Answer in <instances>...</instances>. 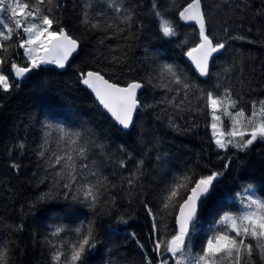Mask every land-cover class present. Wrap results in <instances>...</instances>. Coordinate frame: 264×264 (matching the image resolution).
Wrapping results in <instances>:
<instances>
[{"label":"trees","instance_id":"16d2710c","mask_svg":"<svg viewBox=\"0 0 264 264\" xmlns=\"http://www.w3.org/2000/svg\"><path fill=\"white\" fill-rule=\"evenodd\" d=\"M152 0H126L128 6L136 12L137 18L144 21L145 28L136 39L125 41L120 36H111V31L91 30L82 23V12L91 4V14L103 11L100 17L108 20L112 15L106 6V0H64L65 7L59 14L63 27L80 42L76 55L64 69L57 70L54 65L34 69L23 79L17 81L19 87H13L5 93L0 89V218L3 222L22 224L23 230L0 231V241H6L10 247V264H49V249L44 238L49 235L54 224H64L73 228L81 221H93L99 235L97 248L87 253L84 264H127L128 261L141 259V251L131 234L151 247L148 238L150 218L147 217L142 200L158 206V192L174 178L188 171L196 176L207 175L211 171H220L230 157V166L219 182L200 206L197 227L193 234L194 251H199L206 239L212 235L215 222L228 211H235L233 198L241 193L246 185H253L256 194L264 197V141H257L245 152L230 148L227 153L215 149L211 143V116L207 110L194 115L180 113L179 116L166 105L158 103L165 95L151 85L144 87L139 99L143 105L135 116L134 126L122 131L104 113L93 96L81 85L80 73L89 70L100 71L105 78L121 85L130 80L144 81L151 70V57L158 56L162 61L184 68L190 78L202 81L195 73L184 55L186 48L178 46L186 37L194 39L192 26L178 21V37L160 38L156 24L148 15ZM161 6L168 0H158ZM241 0H231L233 5ZM186 0H177L182 7ZM212 9L214 18L235 21L230 24L233 35H243L245 40H230L228 54H221L211 65L218 72L235 58L241 63L231 73L222 74L225 86H231L234 98L242 97L239 107L249 112L251 101L264 99V0H247L248 8L242 14L233 15L225 10L217 12L212 8L215 0H204ZM178 9L173 10L176 11ZM261 13V14H258ZM110 22V21H109ZM213 28L220 32V26L213 21ZM251 29V31H249ZM222 37V33L220 34ZM15 37L13 40L15 41ZM103 40L104 43L100 44ZM115 49V53L112 51ZM123 63H112L113 55L123 56ZM16 53H19L18 55ZM10 55L18 64L23 65L22 50L13 47ZM242 69V71H241ZM4 74L13 80L10 63L3 65ZM230 77V79H229ZM216 83L213 77L208 88ZM172 115L180 124V131L169 127L168 117ZM181 117H184L183 119ZM46 123L60 124L69 128L87 127L95 131L105 145L117 153L124 145L131 153L127 168L105 163L103 171L118 187L114 190L117 204L106 214L94 215L91 211L62 197L38 202V196L49 192L50 181L41 183L46 173L37 157L39 145L43 142ZM228 127V121H225ZM50 141L55 146L57 133L51 130ZM23 142L24 149L18 148ZM162 155L166 163L156 160ZM218 157H224L220 159ZM144 160L142 177L143 195L135 192L128 196L126 179L135 171L136 161ZM18 164L14 169L12 164ZM124 180L125 183L121 184ZM123 188V190H120ZM123 217L127 223L120 222ZM171 217H164L161 231H171ZM255 264H264L258 256Z\"/></svg>","mask_w":264,"mask_h":264},{"label":"snow or ice","instance_id":"6c2138e0","mask_svg":"<svg viewBox=\"0 0 264 264\" xmlns=\"http://www.w3.org/2000/svg\"><path fill=\"white\" fill-rule=\"evenodd\" d=\"M106 6L112 13L108 20L100 18L105 15L103 11L98 16L90 15L89 9L93 5L89 4L82 12V23L91 30L111 31L107 38L120 36L130 48L128 41L138 38L137 34L145 28L144 21L137 18L126 0H106ZM64 7V0H0V69L10 63L14 74L10 81L9 76L0 71V89L3 92L18 88L17 81L41 66L55 65L64 69L78 51L80 42L61 26L59 14ZM212 8L217 12L225 10L226 16L228 12L239 15L247 10L248 4L247 0L235 5L231 0H215ZM175 9L178 10L173 13ZM148 15L155 22L160 38L170 40L178 37L175 17L179 22L192 26L194 39L191 46H188L190 41L187 37L178 46L186 48L184 55L194 66L198 78L204 79L197 82L184 68L164 62L158 56L151 57L152 67L143 82L133 79L121 85L106 79L100 71L81 72V84L91 90L112 120L122 129L134 126L136 114L142 108L152 107L143 105L138 97V92L147 84L165 93L158 101L166 105L165 112L171 108L177 116L180 113L191 116L207 110L211 116V143L218 152L227 153L232 148L246 153L254 143L264 141V99L251 101L250 110L246 113L239 107L242 97L234 98L231 86H225L222 80V74L231 73L241 61L232 53L233 59L228 65L222 66L218 72L212 71L211 65L220 55L228 54L230 40L247 39L243 35L232 34L230 24L235 22L232 16L227 20L214 18L212 9L205 5L204 0H186L182 7L178 6L177 0H168L164 6L158 0H152ZM214 20L220 26V32L213 28ZM103 43L101 40L100 44ZM13 47L23 50V65L10 55ZM112 51L115 53L116 50ZM126 60L127 52L123 56L112 57L114 64ZM213 77L216 78L215 84L208 88L202 86ZM224 118L229 121L227 128ZM168 123L173 130H182L174 116L169 115ZM44 128L49 131L43 133V142L36 154L46 173L40 182L50 181L51 188L38 196V202L62 197L96 216L111 211L117 204L114 190L118 186L104 173L103 167L105 163H111L126 169L128 160L132 159L131 153L124 145L113 153L94 130L84 126L69 128L46 123ZM53 129L57 133L54 147L50 141ZM17 146L20 149L25 147L23 142ZM156 160L166 163L162 155H157ZM230 161L228 157L222 165L223 170L211 171L207 175L197 177L194 171H188L174 178L159 190L158 206L142 200L145 213L150 218L148 238L151 247L146 249L145 244L132 233L141 251V259L127 264H255L256 256L264 261V197L257 195L251 184L233 198L236 210L225 212L215 222L212 235L200 250H193V234L200 206L224 175ZM12 167L18 170L20 166L13 163ZM143 169L144 160H137L135 171L126 179L128 196L134 192L137 196L143 195ZM123 183L124 180L121 181ZM164 217H171L173 221L170 232L161 231ZM119 220L127 223L123 217ZM4 229L19 232L23 225L6 223L0 218V231ZM44 240L49 249V264H84L86 254L100 243L93 221H81L73 228L54 224ZM11 251L6 241H0V264H10Z\"/></svg>","mask_w":264,"mask_h":264},{"label":"water","instance_id":"95a60500","mask_svg":"<svg viewBox=\"0 0 264 264\" xmlns=\"http://www.w3.org/2000/svg\"><path fill=\"white\" fill-rule=\"evenodd\" d=\"M77 53V52H76ZM76 53H74L73 54V56L74 55H76ZM72 56V57H73ZM72 57L70 58V60L72 59ZM187 59V58H186ZM70 60H69V62H70ZM188 61V60H187ZM68 62V63H69ZM189 62V64L191 65V63H190V61H188ZM55 66V65H54ZM192 66V65H191ZM193 68H194V66H192ZM55 68L57 69V70H61V69H59V68H57L56 66H55ZM202 79H204V78H202ZM84 86V85H83ZM85 88H86V86H84ZM87 89V88H86ZM88 90V92L93 96V98L95 99V96H94V94L91 92V90L90 89H87ZM144 90V88L143 89H141L139 92H138V97H139V95H140V93L142 92ZM95 101L98 103V101L95 99ZM99 105V104H98ZM99 107H100V109L104 112V113H106V111L105 110H103L102 109V106H100L99 105ZM107 115H108V117L112 120V118L110 117V114H108V113H106ZM134 120H135V117H134ZM113 121V120H112ZM114 122V121H113ZM115 123V122H114ZM116 124V123H115ZM116 126H118L119 128H121L119 125H117L116 124ZM132 128V127H131ZM131 128H129V129H122L123 131H129ZM198 216H199V214H198Z\"/></svg>","mask_w":264,"mask_h":264},{"label":"rangeland","instance_id":"374dc122","mask_svg":"<svg viewBox=\"0 0 264 264\" xmlns=\"http://www.w3.org/2000/svg\"><path fill=\"white\" fill-rule=\"evenodd\" d=\"M22 50V49H21ZM22 52H23V50H22ZM12 75H14L13 73H12ZM225 121H228L227 120V118H224V123H225ZM228 123H229V121H228ZM226 124V123H225ZM225 128H227L226 126H225ZM210 130H211V128H210Z\"/></svg>","mask_w":264,"mask_h":264},{"label":"bare ground","instance_id":"6f19581e","mask_svg":"<svg viewBox=\"0 0 264 264\" xmlns=\"http://www.w3.org/2000/svg\"><path fill=\"white\" fill-rule=\"evenodd\" d=\"M78 52V51H77ZM107 79V78H106ZM82 85V84H81ZM83 86V85H82ZM84 87V86H83ZM85 88V87H84ZM88 91V90H87ZM121 129V128H120ZM122 130V129H121ZM123 131V130H122ZM124 132H126V131H124Z\"/></svg>","mask_w":264,"mask_h":264}]
</instances>
